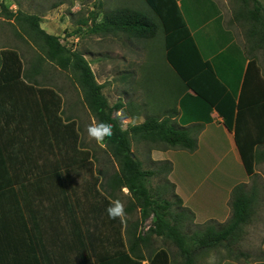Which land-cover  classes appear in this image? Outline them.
<instances>
[{
	"label": "trees",
	"instance_id": "16d2710c",
	"mask_svg": "<svg viewBox=\"0 0 264 264\" xmlns=\"http://www.w3.org/2000/svg\"><path fill=\"white\" fill-rule=\"evenodd\" d=\"M238 1L232 19L242 23L246 28L247 44L241 66L227 67V79L224 78L233 86L234 82L229 80L228 76L234 74L238 76L234 86L238 92L236 98L229 96L230 93L224 95L226 90L222 84L211 81L208 76L201 74L203 76L199 82L200 79L191 76L187 68L181 64L186 55L184 49L193 39L182 19V14L171 9L172 7H165L159 0H148L158 21L141 10L118 7L106 13L100 22H97V16L93 12L91 22L82 19L81 23L87 24L90 31L95 34L122 33L128 38L141 40L154 39L161 25L167 40L168 61L172 63L187 88L192 89L197 97L210 107L218 109L225 125L235 132V140L248 175H253L256 162L264 158V153L258 150L264 145V74L256 55L259 50H264V4L261 0ZM0 7L2 9L0 14L4 13L7 18L17 21L22 28V32H19L21 36L26 35L28 39L30 38L40 53L30 72L24 69L22 56L17 50L3 48L0 51V200L9 194L11 189L16 190L18 194L14 187L20 184V181L19 177L12 173L10 159L13 155L21 153L24 147L22 133L28 131L27 126L33 123L34 127L42 121L46 123L52 144L58 147L59 153L62 156L70 155L71 152L75 155V161L72 162H75L76 174L82 175L83 169L78 164L79 160L76 161L77 158L80 155L86 157L83 166L84 199L80 194L75 200L77 203L81 200L88 201L90 207L87 211L78 208L81 207L78 204L70 210L74 217L73 232L80 234L76 241L81 244L83 253H89V261L85 264H143L142 261L145 259L143 252L148 248L153 249L148 264H172L168 249L153 247L154 237L175 243L180 249L184 264H196L199 251L212 247H224L231 249L232 252L234 249L232 247L240 241L242 233H245L244 228L254 219L258 193L248 190L244 183L238 184L232 191L230 219L218 226L213 224L203 228L200 226L195 233L188 234L184 229L185 227L189 229L191 225L186 222L192 221L194 214L190 208L183 205L182 198L175 193V185L168 178L173 168L172 162L151 160L152 166L146 168L144 161L133 149V143H145L149 149L179 147L194 151L198 144L197 138L188 128L180 126L175 120L178 112L163 115L147 114L143 122L124 127V119L137 118L139 114L127 113L121 101L114 105L110 103L104 93V83L98 81L84 52L63 43L59 35L42 28L40 14L28 13L21 9L13 12L3 2L0 3ZM218 22L220 30H224L222 17ZM75 33H79V30L77 29ZM217 60L219 59H215L214 62ZM46 62L55 63L61 69L72 71L83 91L84 101L96 121L114 125V134L110 138L106 137L104 144L107 145L110 156L116 161L118 168L110 174L107 173L106 186L102 184L105 193L100 188V178L94 170V154L80 142L77 121L70 115L64 117L61 93L36 78L45 72L43 66ZM205 63L206 66L209 65ZM220 73L223 75L221 71ZM230 106L237 111H225ZM120 111L122 113L117 115ZM202 115L198 114L197 117L201 118ZM122 127L127 130L121 131ZM20 131L22 132L18 135ZM3 139L8 145L7 148L3 144ZM68 140L73 141V148L64 144ZM11 145L15 147L12 154ZM94 158L98 160L97 157ZM103 172L104 170H99V173ZM160 175L162 176L160 184L156 188L152 187L150 179ZM75 185L80 186L77 182ZM123 188H128L131 195L129 203L125 206V213L129 214L135 209L140 213L137 220L133 222L126 220L127 236L124 233L125 218L122 223L120 218L110 219L107 213L110 203L116 199L120 200L116 191H122ZM80 211L85 213H81L85 218L84 224L80 223L77 214ZM11 212L15 213L16 217L17 211L0 210V264H24L21 262L24 256L20 257L23 252H20L18 245L19 227L15 223L5 222ZM152 215L153 225L147 231L140 230L142 223ZM13 221H18V218ZM24 229L27 231V245L32 249L27 251L26 263L33 264L34 261L37 264L35 256L33 257L31 253L35 248L39 249V242L43 239L41 228L38 225L34 227L27 225ZM99 236L104 238V244H107L106 252L98 251ZM239 253L247 255L242 251ZM91 254L94 259L90 257ZM255 264H264V259L258 260Z\"/></svg>",
	"mask_w": 264,
	"mask_h": 264
},
{
	"label": "crops",
	"instance_id": "0c3cea01",
	"mask_svg": "<svg viewBox=\"0 0 264 264\" xmlns=\"http://www.w3.org/2000/svg\"><path fill=\"white\" fill-rule=\"evenodd\" d=\"M93 1V5L91 6L92 10L89 12V15L91 18L94 12L97 16V22H100L106 13L118 7H130L141 10L155 17L158 21L155 11L148 0ZM159 1L162 2L165 7H172L171 9L182 14V19L193 39L188 42L189 44L184 49V54L186 55L185 59L181 60V64L187 68L191 76L193 75L195 79H200L199 82H201L203 75L208 76V79H211V81L222 84L223 89L226 90L224 95L230 93L229 96L236 98L238 92L234 86H236L235 82L238 76L235 74L232 76L229 75L228 79L234 82L233 86L229 85L227 80H225L227 79L226 69L231 66L233 68H239L241 66L242 56L245 53L244 48L247 43L246 41L241 42L238 40L232 28L227 27L228 25L225 21L226 15L219 1ZM72 11H75V8H73ZM220 17H222L221 23L224 30H220L219 28L218 19ZM43 23L44 22L41 21V27L49 32V26ZM127 39L132 41L136 38L127 37ZM158 39L162 45L164 54L161 63L162 68H154V72L158 77L156 80L167 83L166 87H168V92L158 98L148 95L146 101V106L148 108L145 112L163 114L178 112V116L175 117V120L180 126L188 128L192 135H195L198 144L194 151L179 147H152V149H149L146 146L147 149L141 152V154L145 153V158H147L150 163L151 160H170L172 162L173 168L168 178L175 185V193L182 198L184 206L196 213L199 206L205 208L208 205H214L220 212L225 210L221 214L222 216H219L217 213V215L212 214L210 217L212 224L218 226L231 217V195L233 189L238 184L244 183L247 185L248 190L251 189L257 193H264V173L262 171V169H264V158L256 162L255 173L253 175H248L235 140V132L225 125L224 118L219 114L218 109L210 107L204 100L199 99L192 89L184 85L174 70L172 63L168 61L166 57L168 51L166 49L167 40L161 25L158 35L150 40L157 41ZM257 53L258 55L260 54L259 51ZM121 55V59L124 60L126 56L124 54ZM215 59L219 60L214 62ZM148 61L149 59H143V62H140V67L137 66L132 68L130 75L133 81H150L152 79L151 76L153 74L151 72L153 69H149L146 65L153 64V62L148 63ZM205 62L209 63V65L206 66ZM203 81L205 82V80ZM206 85L207 84H205V86ZM170 105H172V108H169ZM225 111L234 112L237 111V109L230 106V108H226ZM209 112L211 113L208 114ZM198 114L203 115L201 118H198ZM32 125L33 123L29 124L26 128L28 131L24 134L22 133L24 136V140L22 141L24 147L21 153L13 155L10 159L12 173L14 176H18L20 181V184L14 187L17 189L18 194L15 192L16 190H12L9 187L8 190L11 189V191H9L10 193L0 200V210L17 211L16 217L14 216L15 213L12 214L11 212L6 221L2 219L5 222L15 223L19 227L18 237L20 241L18 245L20 252H23V255L20 257L24 256L21 261L24 264H27L26 262L28 260L27 251L32 250L31 246L27 245V231L24 229L27 225L31 227L38 225L41 228L43 239L39 242V249L35 248L32 253L28 252L31 253L33 257L35 256L37 264H42L44 259V264H85L89 261V253H83L81 251V244L76 241L80 234H75V232H73L74 224L72 223L74 217L70 210L78 206V204L81 206L78 208L83 210L86 209L88 211L90 207L88 201L81 200V202L77 203L75 200L80 194L84 199L85 176L83 166L86 157L80 155L77 158L76 161L79 160L78 162L80 163L78 164L82 166L83 169H81L82 175L76 174L75 162H72L75 161V155L72 152L70 155L67 154V156H62L59 153L58 147L52 144L50 131L45 122L39 121L34 127H32ZM21 132L22 131L18 132V135H20ZM80 138L82 140L81 132ZM3 144L7 148L8 145L4 139ZM64 144L66 147H74L73 141L69 142L68 140ZM82 146L91 150L84 144V141L82 142ZM258 150L264 153V145L260 146ZM14 151L15 147L11 145V154ZM137 155L139 156L138 153ZM176 155H182L181 157L186 155L191 157L192 161V158H196L201 164L205 166L210 165L209 171L206 170L199 176H197V171H194L192 168L190 171H187L189 176L193 174V176L202 179L201 182L195 184L196 186L193 188L187 186L182 180L179 181L177 179L176 176L179 177L180 175L177 174L176 171L178 168V158ZM241 165L244 167L245 174L243 173L238 178L234 177L233 174L236 168L241 170ZM102 174L107 178L106 171ZM100 175L101 174H98L99 178H101ZM87 178H89V175H87ZM252 178H256V180L250 184ZM101 181L102 180L99 182L101 183ZM76 182L80 186H76ZM208 194H210V197H207ZM81 213L85 214L82 211L77 212L81 221L80 223L84 224L85 218L81 216ZM16 218H18V221H13ZM126 225L127 224H125L124 229H126ZM246 227L245 232L247 233ZM243 234L245 233H242L240 237L241 241L245 238ZM39 237L40 235L37 238ZM98 242V251L102 250L101 253L106 252L105 249H107V244H104V238H100L99 236ZM211 249H216V247H212ZM143 253L145 259L142 262L146 264L144 261L148 259L149 256L146 255L145 250ZM262 253L264 255V249ZM7 256H9V254ZM90 257L93 258V254H91ZM33 264H35L34 261Z\"/></svg>",
	"mask_w": 264,
	"mask_h": 264
},
{
	"label": "rangeland",
	"instance_id": "374dc122",
	"mask_svg": "<svg viewBox=\"0 0 264 264\" xmlns=\"http://www.w3.org/2000/svg\"><path fill=\"white\" fill-rule=\"evenodd\" d=\"M218 1L226 15L225 21L228 25L227 27L232 28L238 40L241 42L246 41V28L242 23L235 20L233 21L232 19L234 9L238 7L237 4L239 1ZM261 1L264 4V0ZM1 2L13 12L21 9L28 13L40 14L43 17V24L49 26L48 29L50 33L59 35L63 43L73 46L74 49L85 53L98 81L104 83V93L107 95L110 103L114 105L121 101L127 113L130 115L133 113L139 114L137 118L124 119V127H127L129 124L142 122L147 114L163 115V113L145 112L148 108L146 106L148 95L158 98L168 92V87H166L167 83L156 80L158 77L154 72L155 69L162 68L161 63L164 51L159 39L157 41L141 39L130 41L127 39L126 35L121 33L106 35L92 33L89 26L87 24L83 25L81 20L86 19L87 22L90 21L89 12L92 10L91 6L93 5V0H0V3ZM55 4L57 5L55 6ZM73 8H75V11H72ZM1 11L2 9L0 7V12ZM77 29L79 33H75ZM19 32H22L20 24L14 19L7 18L6 14L1 13L0 51L3 48H13L17 50L22 56L24 69L31 72L33 63L37 62L40 53L31 43V39H28L26 35L24 37L21 36ZM259 53V55L258 53L256 55L259 58L260 66L264 74V50H259ZM121 54L126 56L124 60L121 59ZM143 59H149L148 63L153 62V64L146 65L149 69H153L151 72L153 74L151 76L152 79L150 81H133L130 75L132 68L137 66L140 67V62H143ZM43 67L45 72L37 75L36 78L41 83L54 87L63 95L64 101L62 110L64 117H69V115L73 118L75 117L74 119L77 121L84 144L92 150L94 157L96 156L98 158L97 160L93 157L94 170L97 174H101L100 180L102 181L100 183V188L105 193L106 191L103 189L102 184L106 186L107 178L102 173H99V170H104L110 174L115 168H118V166L116 161L110 156L107 145L104 144L101 146L95 139L88 136L87 128L96 118L84 101L83 91L76 76L72 71L61 69L55 63L46 62ZM169 108H172V105H170ZM118 113H122V111L117 112V115ZM82 140L80 142H83ZM146 146L147 144L145 143H133V149L144 161V167L148 168L151 167L152 164L145 158V153L141 154V152L147 149ZM176 156L178 158V168L176 171L177 174L180 175L176 177L179 181L182 180L187 186H191L192 188L196 186L195 184L202 180L197 176L204 173L206 170L209 171L210 165L205 166L197 161L196 158H192V161L191 157L186 155L184 157H181L182 155ZM191 168L197 171L196 177L193 176V174H191V176L188 175L189 173H187V171H190ZM262 171L264 173V169H262ZM243 173L245 174V171L244 167L241 165V170L236 168L233 176L238 178ZM161 178V175L151 178V186L156 188L160 184ZM255 180L256 178H252L250 184ZM123 189L122 191L117 190L116 192L120 200L124 203V206H126L131 199V195L130 192L126 194ZM207 197H210V194H208ZM255 211L253 221L246 227L247 233L245 232V234H243L245 238L242 241L240 240L236 245L234 244L235 246L232 247L234 248L232 252L231 249L229 250L224 247L216 249L210 248L205 251L201 250L197 254L196 264H209V259L212 257H214L213 264H255L258 260L264 259L262 253L264 246V193L258 192ZM223 212L216 209L214 205H208L205 208L199 206L197 208V213L193 212L194 219L186 222L191 225V227H189V229L185 227L186 229L184 230L192 235L200 226L203 228L208 224H212V220L210 219L212 214L217 215L218 213L220 216ZM139 216V210L135 209L130 214L125 215V224L127 219L133 222L137 220ZM151 218L152 216L142 223L140 230L143 231L145 227L149 226V223L152 221ZM125 232L126 229H124V233ZM190 235L189 238L191 239ZM153 247H155V249L165 247L171 253L172 264H184L180 249L171 240L164 241L161 237H154ZM239 251L247 255H242ZM145 252L147 256H150L153 249L148 248ZM149 259L148 257L144 263L147 264Z\"/></svg>",
	"mask_w": 264,
	"mask_h": 264
},
{
	"label": "clouds",
	"instance_id": "9594fccd",
	"mask_svg": "<svg viewBox=\"0 0 264 264\" xmlns=\"http://www.w3.org/2000/svg\"><path fill=\"white\" fill-rule=\"evenodd\" d=\"M119 114L121 113H118V115ZM113 129L114 125H112L111 123L93 120L87 128V133L90 138L95 139L97 143L103 146L105 138H110L114 134ZM125 130L127 129L124 127L121 128V131ZM123 191L126 194L129 193L128 188H124ZM107 213L110 219L120 218L121 222L123 223L126 215L124 203L119 199L112 201L107 208ZM213 261L214 257L210 258L209 264H213Z\"/></svg>",
	"mask_w": 264,
	"mask_h": 264
},
{
	"label": "built area",
	"instance_id": "2783aa9c",
	"mask_svg": "<svg viewBox=\"0 0 264 264\" xmlns=\"http://www.w3.org/2000/svg\"><path fill=\"white\" fill-rule=\"evenodd\" d=\"M152 221L149 223V226L145 227L144 231L149 230V228L153 225V215H152Z\"/></svg>",
	"mask_w": 264,
	"mask_h": 264
}]
</instances>
